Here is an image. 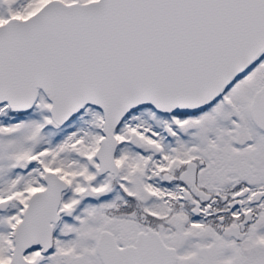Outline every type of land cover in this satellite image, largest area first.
<instances>
[{
	"label": "snow or ice",
	"instance_id": "obj_1",
	"mask_svg": "<svg viewBox=\"0 0 264 264\" xmlns=\"http://www.w3.org/2000/svg\"><path fill=\"white\" fill-rule=\"evenodd\" d=\"M0 264H264V0H0Z\"/></svg>",
	"mask_w": 264,
	"mask_h": 264
}]
</instances>
